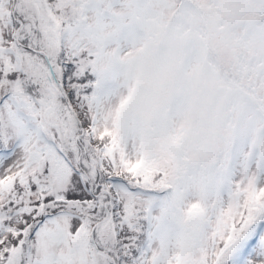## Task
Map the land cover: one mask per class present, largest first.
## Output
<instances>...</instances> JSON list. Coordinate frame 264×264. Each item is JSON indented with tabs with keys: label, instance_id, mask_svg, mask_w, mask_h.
<instances>
[{
	"label": "snow or ice",
	"instance_id": "obj_1",
	"mask_svg": "<svg viewBox=\"0 0 264 264\" xmlns=\"http://www.w3.org/2000/svg\"><path fill=\"white\" fill-rule=\"evenodd\" d=\"M0 264H264V0H0Z\"/></svg>",
	"mask_w": 264,
	"mask_h": 264
}]
</instances>
